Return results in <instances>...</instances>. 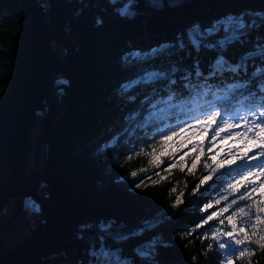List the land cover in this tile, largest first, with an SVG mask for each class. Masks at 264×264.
<instances>
[{
	"label": "trees",
	"instance_id": "trees-1",
	"mask_svg": "<svg viewBox=\"0 0 264 264\" xmlns=\"http://www.w3.org/2000/svg\"><path fill=\"white\" fill-rule=\"evenodd\" d=\"M129 8L135 9L133 18L126 15ZM241 13L247 20H255V26L245 28L240 35H206L201 38L205 43L202 50L173 52L150 65L151 70L179 64L181 71H187L198 60L205 76L218 58L221 45L230 62H246L250 69L264 62V0H193L159 10L146 0H0V212L21 193L39 206L27 236L11 247L4 248L0 243V264H88V248L101 235L95 229L101 218H115L120 229L135 232L145 221H159L162 213L167 218L152 231L119 242L123 257H134L135 249L155 240L158 246L162 242L171 244L159 248V264H189L194 250L196 264H217L215 251L200 255L203 244L198 239H192L185 249L175 234L194 227L203 218L201 205L217 198L227 182L245 170L244 166L234 167L219 179L214 175L195 195L191 189L196 176L206 174L202 164L196 176L177 169L169 181L134 192L127 183L117 182L119 171L150 167L149 157L141 154L124 160L122 156L123 169L119 170L112 166L111 159L120 153L126 156L127 147L150 151L148 145L134 139L127 147L121 143L113 151L102 150L101 144L120 132L130 110L151 118L152 105L159 102L164 107L166 99L161 95L163 89L144 87L136 90L135 104L118 97L119 83L137 71L135 65L121 64L122 53L175 40L186 30L190 32L196 22L204 27L217 21L227 24L230 15L239 17ZM209 42L217 45L215 50L208 47ZM57 73L67 83L56 82ZM250 75L264 79V73ZM203 82L192 77L193 85ZM209 84L212 92L207 98L214 99L213 93L222 97L221 106H226L230 114H245L259 99L249 96L244 80L229 73L209 80ZM230 85L232 91L225 97ZM171 91L176 93L173 103L191 109L189 117L204 110L198 89L185 94L173 86ZM187 118H154V130L167 134ZM38 122L43 129L39 136H44L48 144L47 155L39 168L29 170L32 132ZM43 186L47 194L40 191ZM173 186L177 193H170ZM180 188H184L185 203L168 216L163 212L165 203H170ZM83 224L91 230L80 239ZM210 225L205 226L209 231L218 227L216 223ZM135 264L153 262L137 258ZM253 264H264V251L257 252Z\"/></svg>",
	"mask_w": 264,
	"mask_h": 264
},
{
	"label": "snow or ice",
	"instance_id": "snow-or-ice-1",
	"mask_svg": "<svg viewBox=\"0 0 264 264\" xmlns=\"http://www.w3.org/2000/svg\"><path fill=\"white\" fill-rule=\"evenodd\" d=\"M255 24V20H247L243 13L239 17L230 15L224 25L217 21L204 27L196 22L190 26V32L186 30V33L179 34L175 40L150 49H131L122 53L121 64L126 67L135 65L137 71L119 83L118 97L129 104H135L136 90L144 87L151 91L163 89L161 95H166V99L164 107H160L159 102L152 105L154 111L151 118H143L136 109L130 110L125 114L124 126L120 132L114 133L101 144L102 150L113 151L121 143L127 147L134 139L148 145L150 151L140 148L138 152L135 146L127 147L126 156L120 153L113 155L111 159L112 166L119 170L123 169L122 156L124 160H131L133 155L141 154L149 157L150 167L119 171L117 182L127 183L134 192H144L150 187L169 181L172 172L177 169L181 173L196 176L198 167L202 164L206 174L196 176L197 182L191 189L192 195H195L202 186L212 181L214 175L219 179L234 167L244 166L245 170L237 178L227 182L226 188L217 193V198L201 205L203 218L194 227L175 234V239L180 240L185 249L192 239H198L203 244V248L198 250L200 255L215 251L217 264H253L257 252L264 251V79L250 75V72L264 73V62L252 69L246 62H230L225 59L224 46L221 45L218 58L207 76L201 70L198 60L187 71H181L179 64H173L167 69L151 70L150 65L152 61L173 52H185L193 48L202 50L205 43L201 38L206 35L220 32L240 35L242 30L252 28ZM185 34L187 40L184 39ZM208 47L215 50L217 45L209 42ZM225 73L244 80L249 96L259 97L243 115L230 114L226 106H221L220 101L223 98L215 93L214 99L207 98L212 92L209 80L223 77ZM193 76L204 82L193 85ZM173 86L185 94H189L193 88L198 89L197 97L202 101L200 107L204 110L198 116L189 117L191 109L173 103L176 96L171 91ZM231 91L230 85L224 96L228 97ZM180 116L188 118L182 125H177L176 130L168 129L167 134L154 130V118L171 120ZM113 141L116 142L115 145ZM234 141L239 143H230ZM153 176L156 178L153 179ZM170 193H177V187L173 186ZM184 194V188H180L179 194L170 203H165L163 212H167L168 216L174 215L175 210L185 203ZM28 204L39 211V206L33 201L30 200ZM166 218L162 213L159 221H145L135 232L120 229L115 218H101L95 225L96 231L101 235L98 242L88 248V264H135L137 258L159 264V248L171 247L170 243L162 242L158 246L152 240L144 247L135 249L136 255L131 258L123 257L117 245L119 242L135 239L137 234L143 235L152 231ZM210 222L218 224V227L209 231L205 226L210 227ZM80 228L79 238L83 239L84 233L91 229L88 224L80 225ZM205 241L209 242L204 244ZM196 251H193L189 264H196Z\"/></svg>",
	"mask_w": 264,
	"mask_h": 264
},
{
	"label": "rangeland",
	"instance_id": "rangeland-1",
	"mask_svg": "<svg viewBox=\"0 0 264 264\" xmlns=\"http://www.w3.org/2000/svg\"><path fill=\"white\" fill-rule=\"evenodd\" d=\"M58 74H55V81L60 82L61 78L58 77ZM58 91L59 88H56ZM42 124L38 122L32 132L33 138V149L28 156V169L37 166V160H40V163L44 161L47 155L48 144L43 140L44 136L40 137L39 135L42 133ZM37 146V155H35V149ZM40 191L43 194H47L46 188L41 187ZM33 201L35 205L38 203L33 200L30 196L25 195L23 197L22 205L19 207L18 213L17 211V202L9 203L5 209L0 212V224L7 221L9 218H13V221L10 222L7 226L0 227V243L4 248L10 247L14 245L18 240L22 237L28 235L31 231L33 223L35 221L34 218V209L35 207L29 206L28 202Z\"/></svg>",
	"mask_w": 264,
	"mask_h": 264
},
{
	"label": "water",
	"instance_id": "water-1",
	"mask_svg": "<svg viewBox=\"0 0 264 264\" xmlns=\"http://www.w3.org/2000/svg\"><path fill=\"white\" fill-rule=\"evenodd\" d=\"M150 1L157 5H166V4H173L178 0H150Z\"/></svg>",
	"mask_w": 264,
	"mask_h": 264
}]
</instances>
